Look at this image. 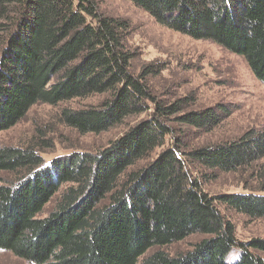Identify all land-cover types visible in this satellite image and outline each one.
I'll list each match as a JSON object with an SVG mask.
<instances>
[{
	"label": "trees",
	"instance_id": "trees-1",
	"mask_svg": "<svg viewBox=\"0 0 264 264\" xmlns=\"http://www.w3.org/2000/svg\"><path fill=\"white\" fill-rule=\"evenodd\" d=\"M129 1L161 26L241 57L264 84V0ZM128 30L125 20L100 14L94 0H0V133L36 104L93 95L107 98L97 107L63 109L59 124L80 135L100 134L147 111L150 70L130 72ZM177 106L155 105L154 118L96 155L46 164L40 153L50 142L40 130L35 145L0 148V174L7 176L0 179V250L29 264H229L238 248L231 264H264V241L238 244L217 208L264 218V131L187 152L176 139L119 189L127 170L172 135L166 119L179 113ZM175 121L208 129L220 118L207 112ZM193 167L208 170L209 179L248 173L247 193L209 196ZM63 185L70 187L55 211L37 218ZM192 234L206 237L192 251L146 255Z\"/></svg>",
	"mask_w": 264,
	"mask_h": 264
},
{
	"label": "rangeland",
	"instance_id": "rangeland-1",
	"mask_svg": "<svg viewBox=\"0 0 264 264\" xmlns=\"http://www.w3.org/2000/svg\"><path fill=\"white\" fill-rule=\"evenodd\" d=\"M99 13L120 18L128 23L126 48L132 56L130 72L141 74L149 69L147 83L152 101L147 102V111L130 116L120 124L100 134L80 135L59 124L63 109L78 110L97 107L107 95H93L70 102L47 106L34 105L11 129L0 133V148L35 145L37 130L46 133L45 142H50L41 156L43 162L61 160L77 154L96 155L121 139L132 127L154 118L155 105L170 107L178 105L179 113L166 119L172 128V135L166 138L162 148L155 149L149 157L130 167L119 180V189L128 175L148 166L164 149L177 144L187 152L201 147H212L238 140L247 132L264 131V84L259 82L245 61L210 41L194 40L159 25L152 17L129 0H94ZM2 36L0 35V38ZM213 113L220 122L213 128L198 129L175 121L183 115ZM175 118V119H174ZM194 169V167H193ZM208 170L197 167L193 175L200 179L202 192L212 197L225 194H246L242 186L249 180L248 173L242 177L236 174H218L216 178H204ZM0 179L7 176L0 174ZM253 183V182H252ZM253 186V185H252ZM70 185L59 188L45 205L37 218H47L55 211L61 194ZM105 200L104 203H106ZM221 215L235 230L238 244L248 246L255 239L264 241V218L249 219L224 205L217 204ZM206 237L192 234L169 246L154 247L146 255L163 251L171 257L192 251L194 246ZM238 248L228 256L229 264L238 258ZM264 259V254L260 253ZM0 264H29L0 250Z\"/></svg>",
	"mask_w": 264,
	"mask_h": 264
}]
</instances>
